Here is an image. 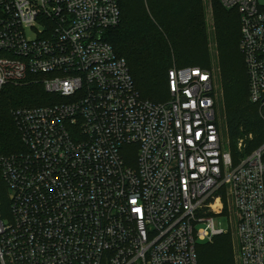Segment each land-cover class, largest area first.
<instances>
[{
  "label": "built area",
  "instance_id": "obj_1",
  "mask_svg": "<svg viewBox=\"0 0 264 264\" xmlns=\"http://www.w3.org/2000/svg\"><path fill=\"white\" fill-rule=\"evenodd\" d=\"M221 2L240 13L264 120V4ZM120 22L119 0H0V90L39 83L55 97L12 112L24 150L0 156V264H199V241L229 231L215 222L225 190L240 264H264V143L240 139L234 164L207 68L173 66L170 98H143L106 40Z\"/></svg>",
  "mask_w": 264,
  "mask_h": 264
},
{
  "label": "trees",
  "instance_id": "obj_2",
  "mask_svg": "<svg viewBox=\"0 0 264 264\" xmlns=\"http://www.w3.org/2000/svg\"><path fill=\"white\" fill-rule=\"evenodd\" d=\"M119 1L121 22L107 31L106 40L113 45L119 56L126 58L136 88L143 98L153 102H164L170 98L168 71L173 66H210L202 0ZM213 5L216 37L221 54V78L225 91L227 123L233 141H236L242 135V132L237 130L239 122L242 118L246 122V109L253 108L258 120L256 123L248 121L246 132L255 133L254 143L258 147L264 143V120L258 106L249 98L246 63L240 51V14L238 11V19L236 15L230 18L227 9L231 8L225 7L221 0H213ZM232 22H236L235 26ZM176 37H188V41L178 44L174 40ZM162 49L167 52L158 58L157 52ZM177 49L186 52L180 61L177 60ZM174 54L176 59L173 58ZM145 86L146 89L157 91L164 88L168 91V98L145 94ZM49 103V94L39 83L6 84L1 88L0 156L24 150L21 134L12 114L13 109ZM0 188H3L1 183ZM3 193L4 190L1 192L2 197ZM230 248L229 235H218L213 242L204 246L197 245L198 261L206 255L211 263L214 260L213 264H234L231 256L226 253ZM224 254L228 257H223Z\"/></svg>",
  "mask_w": 264,
  "mask_h": 264
},
{
  "label": "rangeland",
  "instance_id": "obj_3",
  "mask_svg": "<svg viewBox=\"0 0 264 264\" xmlns=\"http://www.w3.org/2000/svg\"><path fill=\"white\" fill-rule=\"evenodd\" d=\"M262 4H264V0H260ZM203 3V10H204V19H205V31L208 34L207 42L209 47V53H210V66L207 68L213 72L214 80H215V86L218 93L219 103H220V109H221V124L223 129V137H224V148L228 151H231L234 157V164L237 162V155H238V146L237 143L240 139H244V141L248 144V147L244 151H249L253 148H255V140L256 136L254 132H246L248 129V121L255 122L258 120L256 113L253 108H247L245 113V118L248 120L244 122V118L241 119V122H239V125L237 127L238 131L242 132V135L236 140L233 141L231 132H230V126L227 123V113H226V103H225V91L224 86L222 83V70H221V64H220V48L218 39L216 37V26H215V15H214V5L213 0H202ZM227 12L230 13V18L234 17L236 15L238 19V10H231L227 9ZM240 14V13H239ZM236 23V22H235ZM235 23L232 22V25L235 26ZM175 42L178 44H184L188 41V37H176ZM192 42V41H190ZM240 51L241 48H240ZM165 52H167L166 49L159 50L157 52V57L161 58L165 55ZM189 53V52H188ZM243 53V52H242ZM176 54L177 60L180 61L181 56L185 55L186 52L177 49ZM188 55V54H187ZM186 55V56H187ZM244 55V54H243ZM173 58H175V54L173 55ZM176 59V58H175ZM19 85V84H16ZM145 86L143 89L145 94H150L153 96H156L158 98H168V91H166L164 88L162 90H149L146 89ZM48 99V97H46ZM53 99H55L54 96L49 94V101L51 102ZM253 136V139L250 138V136ZM137 146H131L125 151V156L128 159V161L132 164L136 163V157H137ZM0 183L2 184V189L4 190L3 193V200H4V209H7L8 206V199H7V191L6 188L4 189V182L2 178V172L0 168ZM224 202H225V214L215 216V222L217 226L224 227L228 229L229 231L225 235H229L231 240V248L229 252H226L229 256H231V259L233 260L234 264H240V258H239V244H238V235H237V221H238V215L236 212V209L234 207L233 199L232 197L226 192L224 193ZM226 213L229 215H226ZM230 217V218H229ZM201 246H204L208 244L207 241H199L198 243ZM225 253V254H226ZM223 255V257L226 255ZM199 257V256H198ZM228 257V256H227ZM226 257V258H227ZM226 260V259H225ZM214 263V260L212 261ZM211 263L206 255L200 258L199 264H213Z\"/></svg>",
  "mask_w": 264,
  "mask_h": 264
}]
</instances>
